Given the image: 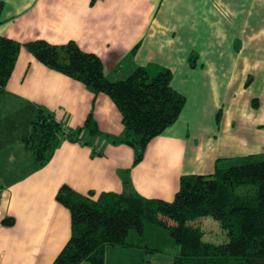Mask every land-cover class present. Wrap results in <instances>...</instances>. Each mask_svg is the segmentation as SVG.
<instances>
[{"label": "crops", "instance_id": "1", "mask_svg": "<svg viewBox=\"0 0 264 264\" xmlns=\"http://www.w3.org/2000/svg\"><path fill=\"white\" fill-rule=\"evenodd\" d=\"M0 35L22 45L0 96V264H52L72 233L63 185L92 199L134 189L173 200L181 177L211 174L218 162L264 158V0H2ZM70 40L94 52L111 80L135 67L172 72L186 96L178 118L135 162L104 92L41 62L26 43ZM195 55L192 65L190 56ZM64 132L50 160L36 165L24 137L37 108ZM92 115L102 133L84 125ZM170 250L107 245L104 264H172Z\"/></svg>", "mask_w": 264, "mask_h": 264}, {"label": "trees", "instance_id": "2", "mask_svg": "<svg viewBox=\"0 0 264 264\" xmlns=\"http://www.w3.org/2000/svg\"><path fill=\"white\" fill-rule=\"evenodd\" d=\"M3 8L0 0V15ZM21 45L0 35V96ZM25 45L47 66L113 99L122 113L124 130L107 137L132 145L135 162L143 158L148 142L178 118L186 102V96L172 87L169 68L150 71L137 66L125 77L111 80L101 57L74 40L54 44L35 39ZM190 63L195 61L190 59ZM84 128L92 134L102 133L92 115ZM80 130L65 133L53 113L39 106L24 141L33 150L36 165H43L63 134L75 140ZM128 186L126 181L125 191H105L97 199L68 185L59 189L58 200L71 212L72 233L52 264H104L107 245L136 246L147 253L165 251L149 244V226L163 229L173 239L172 264H264V158L220 161L211 174L184 175L170 201L144 197ZM206 215L225 230L223 241L203 239V230L194 222Z\"/></svg>", "mask_w": 264, "mask_h": 264}, {"label": "rangeland", "instance_id": "3", "mask_svg": "<svg viewBox=\"0 0 264 264\" xmlns=\"http://www.w3.org/2000/svg\"><path fill=\"white\" fill-rule=\"evenodd\" d=\"M190 59L195 61V55L192 54ZM194 223L201 227L203 230V239L206 241L221 242L226 238V232L220 226L219 221L209 215L197 218ZM147 235L149 244L155 248L170 251L175 248L173 239L161 228L149 226Z\"/></svg>", "mask_w": 264, "mask_h": 264}]
</instances>
